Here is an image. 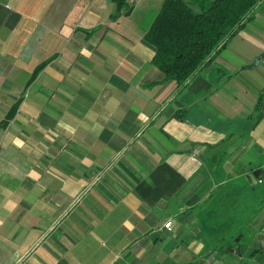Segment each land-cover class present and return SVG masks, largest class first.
<instances>
[{
    "label": "crops",
    "instance_id": "crops-1",
    "mask_svg": "<svg viewBox=\"0 0 264 264\" xmlns=\"http://www.w3.org/2000/svg\"><path fill=\"white\" fill-rule=\"evenodd\" d=\"M162 2L0 0V264H264V3L181 90Z\"/></svg>",
    "mask_w": 264,
    "mask_h": 264
},
{
    "label": "trees",
    "instance_id": "trees-1",
    "mask_svg": "<svg viewBox=\"0 0 264 264\" xmlns=\"http://www.w3.org/2000/svg\"><path fill=\"white\" fill-rule=\"evenodd\" d=\"M114 1L113 17L121 9L124 13L130 11L127 0ZM263 3L264 0H163L144 37L154 48L152 64L163 73V81H175L179 89L185 90L193 78L213 64ZM262 100L263 93L259 94L255 112ZM225 242L217 247L219 254L231 249Z\"/></svg>",
    "mask_w": 264,
    "mask_h": 264
},
{
    "label": "water",
    "instance_id": "water-1",
    "mask_svg": "<svg viewBox=\"0 0 264 264\" xmlns=\"http://www.w3.org/2000/svg\"><path fill=\"white\" fill-rule=\"evenodd\" d=\"M258 62V59L257 61ZM242 235L239 236L241 238ZM260 249L264 250V235H262L258 241ZM234 252H237L240 256H243L247 251V247H233L231 249ZM218 249H207L201 256V261L199 264H226L221 258L217 256Z\"/></svg>",
    "mask_w": 264,
    "mask_h": 264
},
{
    "label": "rangeland",
    "instance_id": "rangeland-1",
    "mask_svg": "<svg viewBox=\"0 0 264 264\" xmlns=\"http://www.w3.org/2000/svg\"><path fill=\"white\" fill-rule=\"evenodd\" d=\"M260 192V191H259ZM261 193V192H260ZM242 235V234H238V235H235L234 236V242L235 244H240V247H245L244 245H246V243L248 242L247 240V236L245 237H241L239 238V236ZM233 242V243H234ZM232 243V242H231ZM235 247V246H234ZM233 248V247H232ZM227 252H231V249L229 248ZM224 255H228L227 254H224ZM230 256H233L232 254H229ZM235 255L234 258H235V261H237V263H241V260L244 259L246 257V255L244 254L243 256H240L237 252H235Z\"/></svg>",
    "mask_w": 264,
    "mask_h": 264
},
{
    "label": "built area",
    "instance_id": "built-area-1",
    "mask_svg": "<svg viewBox=\"0 0 264 264\" xmlns=\"http://www.w3.org/2000/svg\"><path fill=\"white\" fill-rule=\"evenodd\" d=\"M170 227H171V222L170 221L165 223V225H164L165 229L170 230Z\"/></svg>",
    "mask_w": 264,
    "mask_h": 264
}]
</instances>
